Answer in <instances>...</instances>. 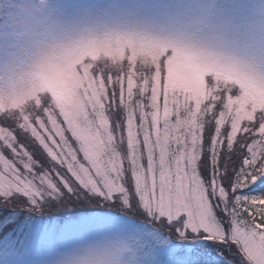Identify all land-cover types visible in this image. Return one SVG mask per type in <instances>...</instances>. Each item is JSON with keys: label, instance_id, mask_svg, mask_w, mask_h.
I'll use <instances>...</instances> for the list:
<instances>
[{"label": "snow or ice", "instance_id": "snow-or-ice-1", "mask_svg": "<svg viewBox=\"0 0 264 264\" xmlns=\"http://www.w3.org/2000/svg\"><path fill=\"white\" fill-rule=\"evenodd\" d=\"M0 41V264H264V70L135 33Z\"/></svg>", "mask_w": 264, "mask_h": 264}, {"label": "rangeland", "instance_id": "rangeland-1", "mask_svg": "<svg viewBox=\"0 0 264 264\" xmlns=\"http://www.w3.org/2000/svg\"><path fill=\"white\" fill-rule=\"evenodd\" d=\"M30 31L54 34L62 43L135 33L264 70V0H0V38L15 33L23 44ZM4 51L0 47V56Z\"/></svg>", "mask_w": 264, "mask_h": 264}, {"label": "trees", "instance_id": "trees-1", "mask_svg": "<svg viewBox=\"0 0 264 264\" xmlns=\"http://www.w3.org/2000/svg\"><path fill=\"white\" fill-rule=\"evenodd\" d=\"M30 149L32 150V148H30ZM36 155H37V157H39V153H37Z\"/></svg>", "mask_w": 264, "mask_h": 264}]
</instances>
